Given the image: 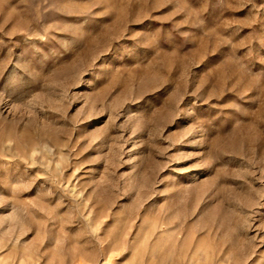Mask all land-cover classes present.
Listing matches in <instances>:
<instances>
[{
    "label": "rangeland",
    "instance_id": "1",
    "mask_svg": "<svg viewBox=\"0 0 264 264\" xmlns=\"http://www.w3.org/2000/svg\"><path fill=\"white\" fill-rule=\"evenodd\" d=\"M0 264H264V0H0Z\"/></svg>",
    "mask_w": 264,
    "mask_h": 264
}]
</instances>
